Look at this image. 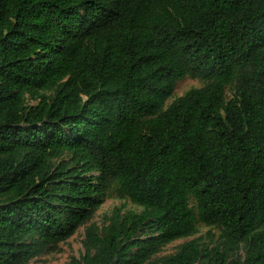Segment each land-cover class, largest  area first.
<instances>
[{"label": "trees", "instance_id": "1", "mask_svg": "<svg viewBox=\"0 0 264 264\" xmlns=\"http://www.w3.org/2000/svg\"><path fill=\"white\" fill-rule=\"evenodd\" d=\"M106 198L71 264H264V0H0V264Z\"/></svg>", "mask_w": 264, "mask_h": 264}, {"label": "rangeland", "instance_id": "2", "mask_svg": "<svg viewBox=\"0 0 264 264\" xmlns=\"http://www.w3.org/2000/svg\"><path fill=\"white\" fill-rule=\"evenodd\" d=\"M202 85L203 82L199 79L185 77L175 84L173 95L166 101L165 105H169L174 99L182 96L189 89L199 88ZM230 94V90H227L226 96L229 97ZM31 104L33 105L34 103L31 102ZM124 202L125 201L123 200H118L115 198L104 199L102 205L96 211L93 218L83 226L79 227L71 237L58 243L57 245L44 248L40 255L31 258L22 264H71V262L74 260L79 261L84 253L82 242L84 240L85 228L91 224H94L99 229H101L106 225V218L110 217L112 211ZM126 204V209L128 210L135 209L137 212L141 210L139 208H134V206L128 202H126ZM208 233L213 235V237H209L207 235ZM218 235L219 231L217 229L199 226L196 235L164 246L156 255L150 258V261L158 262L161 257L174 254L180 245L197 238H200L203 243L213 246L214 240L218 237ZM239 255H242V251L239 252Z\"/></svg>", "mask_w": 264, "mask_h": 264}]
</instances>
